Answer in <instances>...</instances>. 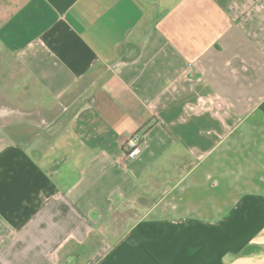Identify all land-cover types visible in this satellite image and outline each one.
<instances>
[{"label": "crops", "instance_id": "obj_1", "mask_svg": "<svg viewBox=\"0 0 264 264\" xmlns=\"http://www.w3.org/2000/svg\"><path fill=\"white\" fill-rule=\"evenodd\" d=\"M0 53L71 110L0 125V264H264V0H0Z\"/></svg>", "mask_w": 264, "mask_h": 264}, {"label": "rangeland", "instance_id": "obj_2", "mask_svg": "<svg viewBox=\"0 0 264 264\" xmlns=\"http://www.w3.org/2000/svg\"><path fill=\"white\" fill-rule=\"evenodd\" d=\"M45 102L48 105L45 106ZM20 110L24 112L19 114ZM70 112L60 103L47 100L39 85L13 57L0 53V125L4 123L6 127L5 136L31 137L38 133L52 136L64 128ZM19 132H22L21 136ZM92 243L96 245L97 239L93 238ZM86 249H76L77 257L74 258L62 256L61 264H80L88 254Z\"/></svg>", "mask_w": 264, "mask_h": 264}, {"label": "built area", "instance_id": "obj_3", "mask_svg": "<svg viewBox=\"0 0 264 264\" xmlns=\"http://www.w3.org/2000/svg\"><path fill=\"white\" fill-rule=\"evenodd\" d=\"M143 143V136L139 133H134L129 139H128V152L127 155L129 157L135 156L142 147Z\"/></svg>", "mask_w": 264, "mask_h": 264}]
</instances>
